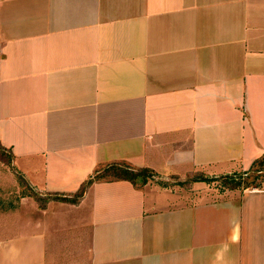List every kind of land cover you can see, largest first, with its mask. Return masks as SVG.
Segmentation results:
<instances>
[{
    "label": "crops",
    "instance_id": "1",
    "mask_svg": "<svg viewBox=\"0 0 264 264\" xmlns=\"http://www.w3.org/2000/svg\"><path fill=\"white\" fill-rule=\"evenodd\" d=\"M0 143V264H264V186L185 182L264 154V0H0Z\"/></svg>",
    "mask_w": 264,
    "mask_h": 264
},
{
    "label": "trees",
    "instance_id": "2",
    "mask_svg": "<svg viewBox=\"0 0 264 264\" xmlns=\"http://www.w3.org/2000/svg\"><path fill=\"white\" fill-rule=\"evenodd\" d=\"M0 160L7 163L8 165H12L13 161V153L6 147H4L0 143ZM264 170V154L257 158L251 168L249 173H242L240 175H232V176H222L220 178H206L203 174H196L194 176H190L187 181L191 180H205L212 181L216 179H221L226 187L229 188H250L254 185L256 179H258L259 175L254 178H251L253 174L256 172H262ZM155 175L154 171L150 168H134L130 164L125 161H118L110 163L106 166L101 167L97 170L96 174L89 177L86 181L83 182L81 187L75 193L70 194H61V193H47L41 194L32 189V187L27 184L26 180H24L21 176L19 177L20 181L24 186L28 189L30 196H33L37 201L40 208H45L47 204L52 200H58L63 202H68L72 204H78L84 198L88 188L96 181L102 179H111V180H129L134 184H144L149 178H152ZM261 175V174H260ZM107 176V177H106ZM182 182L181 183H185ZM255 187H260L261 184L258 183L254 185Z\"/></svg>",
    "mask_w": 264,
    "mask_h": 264
},
{
    "label": "rangeland",
    "instance_id": "3",
    "mask_svg": "<svg viewBox=\"0 0 264 264\" xmlns=\"http://www.w3.org/2000/svg\"><path fill=\"white\" fill-rule=\"evenodd\" d=\"M103 168H104V167H103ZM249 171H250V170H249ZM249 171H248V173H249ZM242 173H245V172H241V173H237V174L240 175V174H242ZM237 174H236V175H237ZM260 174H261V175H260ZM257 175H259V177H258V179L255 180L254 185L260 183V184H261L260 187H263V186H264V170H263L262 172H256L255 174H253V175L251 176V178H254V177H256ZM106 177H107V176H106ZM219 185H220V186H225L224 182H223L221 179H220ZM254 185H252V187H255Z\"/></svg>",
    "mask_w": 264,
    "mask_h": 264
}]
</instances>
